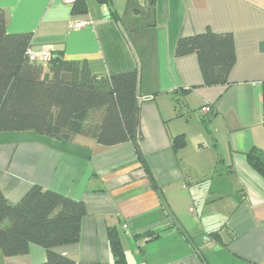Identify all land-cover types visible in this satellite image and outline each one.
<instances>
[{"label": "crops", "instance_id": "1", "mask_svg": "<svg viewBox=\"0 0 264 264\" xmlns=\"http://www.w3.org/2000/svg\"><path fill=\"white\" fill-rule=\"evenodd\" d=\"M84 1L82 16L72 15L61 0H0V11L8 34H28L34 52L48 48L85 60L99 77L138 72L144 162L129 143L104 147L81 136L61 141L4 132L2 194L17 203L39 186L84 203L79 242L55 249L76 264H113L109 229L117 230L127 264H199V257L204 264H264V180L245 160L252 148L264 151L258 94L264 81V0ZM77 22L87 25L74 27ZM207 31L232 35L235 64L227 86H203L196 55H175L180 38ZM202 107L211 112L203 115ZM179 135L192 137L196 152L174 153L171 141ZM185 165L195 180L185 177ZM183 208L197 224L193 230L178 222ZM195 229L219 230L224 247L206 235L196 243L190 234ZM147 230L160 238H133ZM45 260L37 246L15 258L0 251V264Z\"/></svg>", "mask_w": 264, "mask_h": 264}, {"label": "trees", "instance_id": "2", "mask_svg": "<svg viewBox=\"0 0 264 264\" xmlns=\"http://www.w3.org/2000/svg\"><path fill=\"white\" fill-rule=\"evenodd\" d=\"M96 1L105 5L109 0ZM71 13L85 15V1L77 0ZM30 40L28 34H8L5 15L0 11V133L33 132L61 141L81 136L104 147L129 143L140 163L144 162L139 146L143 136L138 72L95 76L85 60L67 59L52 50L49 61L42 64L29 57ZM188 54L197 57L203 86L228 85L235 64L232 35L207 31L180 38L175 55ZM258 91L264 130V81ZM175 103L177 115H180L181 107L177 100ZM202 121L207 127V121ZM184 145L182 135L171 141L174 153ZM245 160L264 180V151L252 148L245 154ZM85 216L86 208L81 201L39 186H32L17 203H10L0 191V251L5 258H15L27 255L30 246H37L46 252L43 264H76L55 249L79 242ZM160 236V233L147 230L134 234L133 238L149 243ZM206 236L224 247L219 230ZM107 238L113 264H127L117 230L109 229ZM199 260V264H204L201 257Z\"/></svg>", "mask_w": 264, "mask_h": 264}, {"label": "rangeland", "instance_id": "3", "mask_svg": "<svg viewBox=\"0 0 264 264\" xmlns=\"http://www.w3.org/2000/svg\"><path fill=\"white\" fill-rule=\"evenodd\" d=\"M191 132H193L192 131V129H191ZM183 136V138H184V141H185V145H184V149H185V151L187 152V154H192V153H194V152H196V149H197V143L195 142V140L194 139H192V137H187V136H185V135H182ZM182 148V149H183ZM184 167V172L185 173H187V176H189V178H188V180H191V181H193V180H195V178H196V175H195V173H191L190 172V169L189 168H187V166L185 165V166H183ZM209 183V182H208ZM211 184H207V186L209 187ZM206 190H208V188H205ZM199 200H197V202H198ZM181 209H182V207H180ZM194 211H195V208L193 209ZM201 211V210H200ZM181 212V215L178 217V222H180L181 224H182V222L184 221V222H186V223H184V226L187 224V226H188V228L189 229H192V227L194 226V227H197V224L191 219V218H189L187 215H186V213H185V211H184V208H183V210L182 211H180ZM169 213V212H168ZM172 216V215H171ZM199 216H200V213L198 212V218H199ZM180 218V219H179ZM182 221V222H181ZM177 222V223H178ZM120 230V233H121V238L122 239H124V237H123V231H121V229H119ZM193 230V229H192ZM199 229H195L194 230V232L195 233H190L191 234V237L196 241V243H199V242H197V241H202V239H203V236L204 235H206L207 233H209L211 230H209V231H206V233L205 232H203L202 230L200 231H198ZM216 231V230H215ZM151 252H152V257H154L155 256V253H156V249H154V247L153 248H151ZM210 258H212V259H214L215 258V256H213V255H211V257ZM216 260V259H215Z\"/></svg>", "mask_w": 264, "mask_h": 264}, {"label": "built area", "instance_id": "4", "mask_svg": "<svg viewBox=\"0 0 264 264\" xmlns=\"http://www.w3.org/2000/svg\"><path fill=\"white\" fill-rule=\"evenodd\" d=\"M61 1L65 5H67L71 8L77 0H61ZM85 25H87L86 22H77L74 24V27L79 28V27H83ZM28 55L33 61H36V62H39L42 64H46L49 61V59L51 58V50L46 48V49H42L39 52H34L32 49H29ZM210 112H211L210 107H202V109H201V113H203V114H209Z\"/></svg>", "mask_w": 264, "mask_h": 264}]
</instances>
